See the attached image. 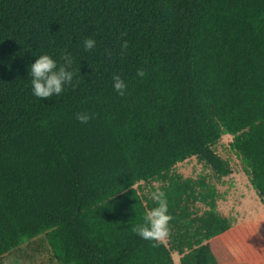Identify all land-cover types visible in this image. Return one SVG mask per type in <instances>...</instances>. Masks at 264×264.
Segmentation results:
<instances>
[{"label":"trees","instance_id":"obj_1","mask_svg":"<svg viewBox=\"0 0 264 264\" xmlns=\"http://www.w3.org/2000/svg\"><path fill=\"white\" fill-rule=\"evenodd\" d=\"M0 40V257L44 234L59 264H264V224L173 172L195 157L229 175L227 133L264 206V0H0ZM64 49L80 82L33 96L32 53ZM140 183L166 194V241L132 230L154 206Z\"/></svg>","mask_w":264,"mask_h":264},{"label":"rangeland","instance_id":"obj_2","mask_svg":"<svg viewBox=\"0 0 264 264\" xmlns=\"http://www.w3.org/2000/svg\"><path fill=\"white\" fill-rule=\"evenodd\" d=\"M232 136L224 133L213 147L215 153L225 159L231 173L216 179L209 166L191 157L175 166L173 172L183 178L197 179L204 176L210 181L216 192L217 209L232 224L257 225L262 229L264 224V206L251 187L238 157L230 148ZM141 194L150 195L157 183H140L137 186ZM166 241V238H161ZM174 261L178 256L173 254ZM0 264H59L52 256L51 249L44 234L31 240H23L19 246L0 257Z\"/></svg>","mask_w":264,"mask_h":264},{"label":"clouds","instance_id":"obj_3","mask_svg":"<svg viewBox=\"0 0 264 264\" xmlns=\"http://www.w3.org/2000/svg\"><path fill=\"white\" fill-rule=\"evenodd\" d=\"M2 41V40H0ZM82 49L90 52L96 47V40L93 37H84L81 42ZM128 42L121 44L126 48ZM36 58L28 67L29 83L33 96L42 98L60 97L69 86L75 87L79 82L80 64L74 68L75 57L67 49L60 52L58 56L46 51L32 53ZM136 75L143 77L145 72L142 68L136 70ZM112 88L119 95H124L127 83L119 74L112 75ZM94 114L87 111L77 112L75 118L81 123H87ZM154 206L146 210L143 215V222L133 225L132 230L144 240H159L168 235L169 221L171 215L168 211L166 194L161 189H156L150 194Z\"/></svg>","mask_w":264,"mask_h":264}]
</instances>
